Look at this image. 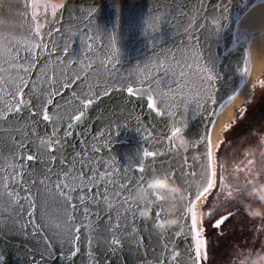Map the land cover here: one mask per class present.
Wrapping results in <instances>:
<instances>
[{"label":"water","instance_id":"1","mask_svg":"<svg viewBox=\"0 0 264 264\" xmlns=\"http://www.w3.org/2000/svg\"><path fill=\"white\" fill-rule=\"evenodd\" d=\"M53 2L68 5L54 21L51 17L49 21L56 28H62L63 38L61 34L54 33L52 39L61 46L67 43L70 54L63 64L56 62L55 56L49 60L42 58L39 65L30 70L29 75L38 86L43 87L45 95L54 88L63 93V96H55L54 101L62 106L60 111L65 119L75 106L74 103L65 102L72 99V91L78 86L66 90L60 85L68 82L69 77L74 78L76 74H87V82L93 86L94 91L99 90L101 94L106 85L121 89L127 84L136 89L147 88L150 84L158 94H166L168 102L172 105V112L179 111L182 114L177 115L175 120L183 121V124L177 126H186L188 136L185 137L184 143L179 145V153L173 149L171 155L156 163L154 171L149 167L142 179L138 178L137 173V179L129 192L120 197L123 200L130 196L139 201L142 210L154 208L155 211H160L165 223L175 222L180 228L171 232L156 230L151 218L142 220L139 215L133 223L132 213L129 212V230L138 229L137 238H144L139 251L134 246H125L115 254H108L102 245L97 248L96 232L92 230L97 222L95 213H99L106 224L108 217L104 211L80 205L78 199L72 201V204L78 206L73 209L72 204L66 201L67 193L57 187L61 182L57 179V173H60L62 179L60 161H53L50 154L42 153L39 159L32 161L30 165L24 160L22 168L18 142L28 130L25 128L14 131V128L20 127L14 121L0 122V219L11 215L16 220V228L23 229L22 232H9L7 236L0 232V253H4L7 264H25L26 260L32 259L26 252L40 244L45 236V229L48 230V235H70L74 240L75 228L79 227L82 252L75 258V264H90L87 256L89 239L99 264H156V257L163 259L165 256L169 264H177L172 260L173 249L186 253V250L194 247L197 234L200 236L198 243L204 256L203 246L207 237L202 207L216 186L218 151L224 140V132L242 117L246 108L245 98L248 101L253 98V95H249L250 90L256 85L257 79L261 78L264 62L253 49L248 84L244 87L243 83L238 82V89L244 90L234 95L225 107H217L214 123L209 125L207 115L210 114L212 105L210 102L207 105L204 103L207 94L204 95L200 88L204 75L202 69L207 66L209 56H219V64L228 49L236 53L237 44L235 26L229 33L227 20L223 21L224 28L220 35L215 34L211 24L206 30H202L200 25H204L206 20H211L213 15L219 19L221 5L228 6L231 16L236 18L234 3L240 6L248 4V13L259 16L264 11V0H119L116 10L112 7L113 0ZM93 6L95 15L89 21L88 12ZM22 11L20 9V12ZM33 26L31 20L19 12H14L7 19L0 16V56L5 46H12L8 44L9 40L18 45L21 55H24L23 47L29 43L28 38ZM69 35L70 41L67 39ZM228 35L231 36L232 42L226 48ZM88 45H91L90 49ZM231 62L235 63L234 60ZM88 65L92 67L89 68ZM226 71L228 69L225 65L221 75ZM133 81L135 83H132ZM142 81L147 83L142 85ZM146 100V96L129 97L126 90L113 91L111 96L103 97V102L92 110L86 125H79L73 130V136L69 138L71 145L79 150V142L83 137L78 133L85 128L90 133L89 140L92 135L105 133L100 144H104L110 134L111 143L106 148H101L97 156L105 161L111 160L112 167L116 169L128 167L130 158L136 155L138 150H152L151 146L157 143V137L163 139L167 146L168 141L162 136L167 130L165 122L148 109ZM204 107L209 109V113H205ZM167 123L172 124L171 117L167 118ZM206 126L210 131H205ZM33 131L46 138L52 128L50 125L45 127L40 124ZM197 133L200 134L199 137ZM60 135L62 136L63 132ZM30 140L33 142L31 145ZM24 143L29 145L31 150L26 148L23 155H35L34 145L39 143L36 136L29 135ZM175 143L179 144L180 141ZM71 150L68 149L69 152ZM21 173L25 175L21 177ZM9 176H14L15 181H9ZM33 181L36 183L33 184ZM5 185H9L7 189ZM8 193H11L10 197ZM32 202H35V209L30 207ZM85 207H88L89 211L87 217L83 214ZM29 213H33L31 219ZM118 213L123 215L124 208L119 207L112 211L113 223ZM231 213H224L218 218ZM182 216L191 217V232ZM38 224L43 225L39 233L36 227ZM176 232L180 235H176ZM58 246L66 248L68 245L64 244L61 238ZM36 259H39V256ZM186 260L187 256L182 255L180 264H184ZM53 261L54 264H65L63 257L57 259L55 253L48 264H53ZM207 261L208 251L202 264H207Z\"/></svg>","mask_w":264,"mask_h":264},{"label":"snow or ice","instance_id":"2","mask_svg":"<svg viewBox=\"0 0 264 264\" xmlns=\"http://www.w3.org/2000/svg\"><path fill=\"white\" fill-rule=\"evenodd\" d=\"M118 4L119 0H113L112 7L114 10L118 8ZM67 7L66 3L53 2V0H0V16H3L4 19L13 15L14 12H19L20 15L29 18L34 25L28 38L29 43L23 47L24 55H21L19 46L9 40L8 44L12 46H5L2 56H0V60H2V63H0V105H2L0 106V122L8 123L9 121H14L16 125L20 126L18 129L14 128V131H21L25 128L28 130L24 132L23 137L18 142V147L21 150L19 160L22 168L24 160H27L30 165L32 161L38 160L42 153L50 154L53 161H60L62 179L60 173H57V179L61 181L57 184V187L67 193L66 201L72 204L73 200L78 199L80 205H88V207H95L100 211H104L108 217L106 224L103 223V217H100L99 213H95L97 222L92 230L96 232L97 248L102 245L108 254H115L125 246L130 248L134 246L139 251L144 238L142 236L137 238L138 229L129 230L127 225L129 212L132 213L133 223H135L137 215L142 220L151 218L156 230L171 232L180 228V226L175 224V222L165 223V219L161 218L162 213L155 211L154 208L142 210L140 202L133 200L130 196L125 197L123 200L120 197L123 193L129 192L132 184L137 179V173H139L138 178L142 179L149 167H152L154 171L156 163L171 155L173 149L179 153V145L183 144L185 137L188 136L187 128L186 126H177L178 124H183V121H176L175 117L182 114L179 111L172 112V105L168 102L166 94H158L150 84L147 88L140 87L136 89L127 84L121 89H116L113 85H106L101 94L99 90L94 91L93 86L87 82V74L84 76L76 74L74 78L69 77L68 82L60 85L66 90L78 86L76 90L72 91V99L65 102L66 104L74 103L75 105L72 111L67 114V119H65L60 111L62 106L54 101L55 96H63V93L54 88L52 92L45 95L43 87L38 86L31 79L29 73L32 68L39 65L42 58L43 60H49L55 56L56 62L63 64L70 54L67 43L61 46L52 39L54 33L61 34L63 38L62 28H56L49 21V17L54 21ZM219 7L220 18L218 19L213 15L211 20H206V23L200 25V27L202 30H206L208 25L211 24L215 34L220 35L221 30L224 28L223 21L227 20L229 33L235 26L237 49L236 53L228 49L227 54L223 56L219 64L217 63L219 56H209L207 66L202 69L204 75L201 78L200 88L204 95L207 94L204 103L207 105L210 102L212 105L210 114L207 115L209 125L214 123L213 118L216 116L217 107H225L233 99L234 95L244 90L238 89V82L243 83L244 87L248 84L251 77L250 56L253 49H255L258 58L264 62V11L259 16H254L248 13V4L240 6V4L234 3L233 8L236 9L237 17L233 18L228 6L221 5ZM252 7L254 8L255 5ZM20 9L23 11L20 12ZM225 13H228V15H225ZM94 15L95 8L93 6L88 12L89 21ZM46 37L48 38L47 40ZM67 39L70 41L71 36L69 35ZM231 42V36L228 35L226 48ZM88 47L90 49L91 45H88ZM233 60L235 61L234 64L231 62ZM225 65L228 71L223 72V75H221ZM88 67L91 68L92 65H88ZM113 69H115V65H113ZM261 75L264 76V72ZM26 76L28 77L27 79L25 78ZM229 80H231L230 86ZM132 83H135V81ZM144 83H147V81L141 82L142 85ZM256 84L264 88V79L258 78ZM125 90L129 97H147L148 109L154 111L155 115L165 122L167 130L162 133V136L167 139L168 143L165 146L164 140L157 137V143L151 146L152 150H138L137 154L130 158L131 163L128 167L116 169L112 167L113 162L111 160L105 161L97 156L101 148H106L111 143L110 134L105 143L100 144V140L104 139L105 133L100 132L98 135H92L91 140H89L90 133L85 128L78 133L79 136L83 137L79 142L81 145L79 150H76L71 145L69 138L73 136V130L79 125L87 124L90 113L103 102V97L111 96L113 91ZM254 92L255 86L252 87L249 95H254ZM244 103L249 104L250 102L245 98ZM204 111L209 113L207 107H204ZM169 117L172 118L171 125L167 123V118ZM153 118L155 119V116ZM40 124H44L45 127L50 125L52 128L50 135H46V138L33 131ZM117 127H119L118 123ZM110 128L111 122L109 123ZM205 131L208 132L210 129L206 126ZM61 132H63L62 136L60 135ZM29 135H35L39 143L34 145L35 155H27L25 157L23 155L24 150L33 143L31 140L29 145L24 143V140L28 139ZM199 135L197 133L198 137ZM176 141H180V143L176 144ZM98 144H100L99 147H97ZM69 148L72 149L70 152L68 151ZM184 159L186 160L187 157L185 156ZM23 175L25 173H21V177ZM8 179L12 182L15 181L14 176H9ZM35 183L33 181V184ZM8 186L5 185V188L7 189ZM116 189L119 190L117 191ZM76 193L82 194L77 196L75 195ZM8 196L10 197L11 193H8ZM30 207L35 209V202L30 203ZM72 207L75 210L78 206L72 204ZM88 207L84 208L83 214L85 217L89 215ZM119 207L124 208V213L123 215L118 213L115 223H113L111 213ZM154 211L155 215L153 216ZM32 216L33 213H29L30 219ZM229 216L230 214L218 218L213 223V228L221 227ZM181 218L185 219V223L189 226V232H191L192 225L189 223L191 217L182 216ZM36 227L37 233H39V229L43 225L38 224ZM18 231L22 232L23 229L16 228V220L11 215L0 219V232L7 236L9 232ZM47 232L48 230L45 229V236L41 239L38 246L26 252V255H30L32 259L26 260L25 264H48L54 253L57 259L62 256L65 264H75V258L82 252L80 247L81 228H75L74 240L70 235L62 236L59 233L48 235ZM176 235H180V233L176 232ZM61 238L63 243L68 245L66 248L58 246ZM190 239L193 240V237L190 236ZM199 240L200 236L197 234L194 247H190L189 250H186V253L173 249L171 253L172 260L180 264V257L186 255L187 260L184 261V264H202V261L206 259L208 241L204 240L205 255L202 256ZM91 243L92 241L89 239L87 256L90 264H99L97 256L94 255L95 249L91 248ZM165 250L167 251L166 246ZM37 256H39V259H36ZM155 260L156 264H169L167 256L163 259L156 257ZM0 264H7V258L4 253H0Z\"/></svg>","mask_w":264,"mask_h":264},{"label":"trees","instance_id":"3","mask_svg":"<svg viewBox=\"0 0 264 264\" xmlns=\"http://www.w3.org/2000/svg\"><path fill=\"white\" fill-rule=\"evenodd\" d=\"M255 91L256 98L263 94ZM260 93V95H258ZM256 113L244 124L239 120L228 133L218 151V160L226 167L239 163L247 153L263 148L264 96ZM232 212L221 227L213 228V222L222 214ZM208 241L207 264H235V258L243 252L256 251L264 241V176L257 182L236 193L215 214L205 218ZM259 228H261L259 230ZM251 253L249 257H252Z\"/></svg>","mask_w":264,"mask_h":264},{"label":"rangeland","instance_id":"4","mask_svg":"<svg viewBox=\"0 0 264 264\" xmlns=\"http://www.w3.org/2000/svg\"><path fill=\"white\" fill-rule=\"evenodd\" d=\"M260 79H264V76L261 75ZM258 89L262 88L256 84L255 91ZM256 94L257 93L254 92L253 98L249 101V104H246L242 117L239 119L243 124L260 108L259 104L262 102L260 97L264 96V90L259 98L255 97ZM258 95H260V93H258ZM235 124L224 132L223 142L228 137V133L237 128L233 127ZM262 142V150L247 153L245 157L233 167L228 168L223 163L219 162L216 186L202 207L204 220L215 214L216 210L232 198L234 194L241 192L264 176V136L262 137ZM260 229L261 228H259V230ZM251 253L253 256L249 257ZM234 261L235 264H264V241L256 251L248 253L243 252L235 258Z\"/></svg>","mask_w":264,"mask_h":264}]
</instances>
